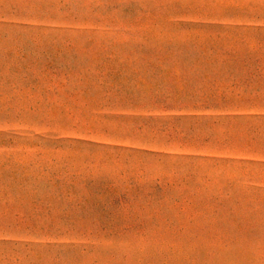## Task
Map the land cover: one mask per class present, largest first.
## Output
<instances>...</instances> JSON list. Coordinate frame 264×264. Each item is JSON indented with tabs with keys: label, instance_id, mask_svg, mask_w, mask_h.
Wrapping results in <instances>:
<instances>
[{
	"label": "rangeland",
	"instance_id": "rangeland-1",
	"mask_svg": "<svg viewBox=\"0 0 264 264\" xmlns=\"http://www.w3.org/2000/svg\"><path fill=\"white\" fill-rule=\"evenodd\" d=\"M0 264H264V0H0Z\"/></svg>",
	"mask_w": 264,
	"mask_h": 264
}]
</instances>
